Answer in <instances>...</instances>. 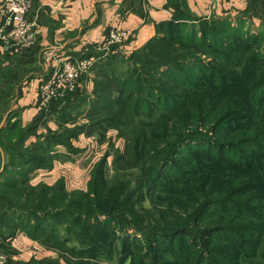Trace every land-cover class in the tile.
<instances>
[{
  "label": "trees",
  "instance_id": "trees-1",
  "mask_svg": "<svg viewBox=\"0 0 264 264\" xmlns=\"http://www.w3.org/2000/svg\"><path fill=\"white\" fill-rule=\"evenodd\" d=\"M178 2L176 8L168 0L171 18L157 23L155 35L131 51L133 62L125 69L106 61L118 53L92 67V89L99 93L94 100L115 107L104 120L116 125L126 124L120 116L132 120L123 149L111 140L104 145L91 165L86 190L68 191L62 178L52 185L29 184L35 169L51 168L62 155L81 151L71 141L85 134V127L63 130L69 109L52 117L57 131L44 126L37 132L38 122L24 126L11 123V113L0 116V234L8 239L23 232L55 254L27 264H70L64 255L96 247L104 251L116 238L123 249L136 243V251L142 250L137 264H240L241 255L255 254L261 246L264 57L243 48L244 43L259 48L260 41L246 36L243 14L195 17L186 0ZM190 19L198 24H187ZM30 136L36 139L27 144ZM182 151L191 161L173 165L172 156ZM108 157L112 174L107 173ZM169 164L175 171L164 175ZM157 190L162 194L154 197ZM69 194L75 198L68 200ZM64 199L67 208L59 203ZM71 204L87 211L69 209ZM102 219L108 222L102 227L108 239L105 234L98 240L91 226ZM61 222L67 230L84 222L86 231L76 240L94 243L74 249L67 239H53ZM128 230L134 235L127 237ZM259 255L264 257V247Z\"/></svg>",
  "mask_w": 264,
  "mask_h": 264
},
{
  "label": "crops",
  "instance_id": "crops-1",
  "mask_svg": "<svg viewBox=\"0 0 264 264\" xmlns=\"http://www.w3.org/2000/svg\"><path fill=\"white\" fill-rule=\"evenodd\" d=\"M168 4V0H31L28 18L36 24L35 42L24 49H15L12 43L3 48L0 42V91L6 93L9 98L7 103H10L4 116L11 113L10 122L24 126L38 122L37 132L45 131L44 126L55 128L52 117L67 110L80 92L91 90L92 72L83 75L76 89L65 97L43 102L37 97V87L52 75L56 66L54 60H45L46 54L51 53L55 57L92 54L85 57H93L97 62L99 52L107 51L100 49V46L110 28L132 31L122 44L109 47L111 50L117 46L121 52H131L155 35L157 23L171 18L173 6ZM186 4L191 15L201 18H235L251 12L264 14V0H186ZM83 138L80 135L74 140V146L83 148ZM35 139V136H30L27 144H32ZM57 150L63 154L66 152L63 145H58ZM84 157L81 158L78 153L70 157L62 155L53 161L51 168L32 171L29 184L52 185L62 178L66 188L69 184L80 186L84 183V187H79L84 189L92 165V162L87 165L81 163ZM2 159L1 151L0 163ZM71 169L73 174L69 173ZM69 178H73V181H69ZM0 250L10 256L7 264H27L33 258H55L53 251L23 232H17L8 239L0 234Z\"/></svg>",
  "mask_w": 264,
  "mask_h": 264
},
{
  "label": "rangeland",
  "instance_id": "rangeland-1",
  "mask_svg": "<svg viewBox=\"0 0 264 264\" xmlns=\"http://www.w3.org/2000/svg\"><path fill=\"white\" fill-rule=\"evenodd\" d=\"M170 2H173L175 4L176 8H178V4H179L178 0H169V3ZM244 20H245V22L243 24L244 27L242 29H247L246 30V36L260 41L259 42L260 46H259V48H257V46H253L250 43H244L243 48L246 47L248 50L254 49L253 53H257V50H259L260 56L264 57V14H260V13H256V12L246 13ZM259 20H260V23L258 24L257 22H259ZM191 23H193V24L195 23L194 25L198 24V22H196L194 19H190L187 22V24H191ZM114 53L115 54L118 53L119 56L116 58H112L111 60H106L107 56L114 54ZM130 53L131 52H128V53L121 52V49H119L117 46H115L111 50L109 48L107 51H100L99 52L100 58H97V61L105 62V60H106V61H108L107 63H109L110 66L113 65V66L118 67V68L123 70L129 64H131L133 62V60H131L129 58ZM202 58L212 62V58L209 56L203 55ZM90 72H92V68H91ZM91 74L93 76V73H91ZM148 77H152V75H150ZM153 77H157V75H155ZM94 78L98 79L99 73H97L94 76ZM10 90L14 92L13 89H10ZM95 93L99 94L97 92V90L91 88L90 91H87V92L83 93L82 95L78 94V96H76V98L73 100V102L70 104V106L68 108L70 111V114L64 120V121H66L67 126H65V127H67V128H63V130L77 129V128L81 129V128L85 127V130H86L85 134L84 133L80 134V135L84 136V138H83L84 142L82 143L83 148H80L81 151H80V153H78V155H80L81 158H82V156L83 157L85 156L86 158L89 159V160L85 159V157L82 159L81 163H85V165H87V163H89V162H92V165H94V163H96L99 160L100 156L102 155V153L105 149L104 145H106V143L109 142V140H111L113 142V144L116 148L123 149V146H124V137L123 136L126 135L127 130L129 129V125H127V124H129V122L132 120L130 115L120 116V118L118 120L126 122V124H121V125L112 124L113 122L111 123V122L104 120L105 117L110 116V114H109L111 112L110 110L114 109L115 107L114 106H112V107L101 106L98 102H96L94 100L96 97ZM5 94H6L5 92L0 91V103H1L0 104V116L2 119H4V117H6V116H4L5 112L7 111L6 109H8V107L10 106V103H7V100L9 98ZM217 96H220V95H217ZM13 97H15V95ZM239 97L245 98L246 96H239ZM157 108H159V107H157ZM153 111H154V109H153ZM52 130H56V131L59 130L57 124H56V127L53 128ZM119 131H122V132H119ZM119 134H121L122 136H119ZM79 136H77L76 138H74L71 141L72 144H73L74 140H77L79 138ZM190 146L193 147L194 149L197 148L196 146H193V145H190ZM76 147H78V146H76ZM184 154H185L184 151H182L180 154H178V155L175 154L174 156H172V157H174V158H172L173 165H177L179 167V165H178L179 159H180V162L182 161L184 163H189V161H191L192 157H189V156L185 157ZM183 155L185 158L183 160H181ZM111 161H112V158L108 157V166H107V173L108 174L113 173V164ZM77 164H80V163H77ZM174 167H176V166H174ZM163 168H164V170H163L164 175H171L175 171L173 166H171L170 164L165 165ZM72 171H73L72 169L69 170V173L73 174ZM71 179H73V178H69L68 180L70 181ZM71 181H73V180H71ZM66 186H67L66 189L68 191H77L76 189L86 190V187L84 189L79 188V187H84V183H82L80 186L78 184H69ZM159 190H161V187L159 188ZM159 190L154 192V197H157V196L162 194ZM74 198L75 197L72 194H69L67 199L73 200ZM59 203L62 204V207L67 208V206L65 205V203H66L65 199H64V201H59ZM145 204H146L145 205L146 207L150 206V204H148V198H146ZM68 208L74 209L76 211H81L80 207L77 205L71 204ZM86 211H87V209H85L83 207L81 212H86ZM58 219L59 218H55L52 221L55 222ZM103 221H105V220L102 219V221L95 222V224H93L91 226V230L93 231L94 234L96 231V236L98 237V240L102 239L104 237V235L106 234V231H104V229L102 227H103L104 223H108V222H103ZM84 224H85L84 222H78L77 227L71 226V228H69V230H67L65 228L66 227L65 224L63 222H61L60 225H57L55 228L56 234L54 235L53 239H56L57 236L61 237L63 242L65 239H67L68 240L67 245H71L72 247H74V249L75 248L79 249L81 246H85V245H88V246L92 245L94 243V240L86 239V240H83V242H78L76 240L77 235L79 233H84V231H86V229L84 230ZM131 231L132 230H128L127 237L128 236L130 237V235H134ZM136 236L139 238L138 241L146 242V238L141 237L139 234H136ZM106 238L108 239L107 234H106ZM96 240H97V238H96ZM133 240H135V238L131 237L130 242H132ZM108 242L109 243L107 245H105L104 251L100 250L98 247H96L93 251H90V252H85V251L80 252V250L74 251L73 256H75L76 258H73V256L69 257V256L64 255L62 253H60V255H64V257H65V258H63L64 260L68 259L69 261H71L70 264H73V262L75 264H137L138 254L142 250H139L138 252L136 251L137 250V249H135L136 243L135 244L130 243V244H128L129 245L128 248L123 249L122 245H121V239H119V238H116L114 242H111V241H108ZM263 247H264V235L262 237L261 246H259L258 251L255 254L241 255L240 256L241 257L240 258V264H264V257L262 255H259V253L261 252V249H263ZM81 249H83V248H81ZM0 251H2V250H0ZM2 252L7 255V261L5 262V264H7L10 256L8 255V253H6L4 251H2ZM257 262H260V263H257ZM61 263H62V261H61Z\"/></svg>",
  "mask_w": 264,
  "mask_h": 264
},
{
  "label": "built area",
  "instance_id": "built-area-1",
  "mask_svg": "<svg viewBox=\"0 0 264 264\" xmlns=\"http://www.w3.org/2000/svg\"><path fill=\"white\" fill-rule=\"evenodd\" d=\"M31 0H1L0 42L3 48L9 43L15 49H24L36 40V24L28 18ZM132 34L131 30L110 28L104 35L100 49L108 50L111 45L122 44ZM46 61L56 62L52 75L41 81L37 87V97L43 102L61 99L74 91L79 79L91 71L96 59L63 54L55 57L47 53ZM7 255L0 251V264H5Z\"/></svg>",
  "mask_w": 264,
  "mask_h": 264
}]
</instances>
